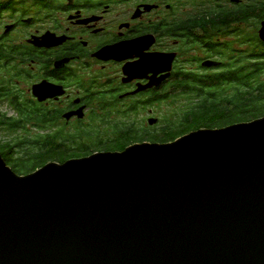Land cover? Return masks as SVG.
<instances>
[{
    "label": "water",
    "instance_id": "95a60500",
    "mask_svg": "<svg viewBox=\"0 0 264 264\" xmlns=\"http://www.w3.org/2000/svg\"><path fill=\"white\" fill-rule=\"evenodd\" d=\"M145 40L99 57L142 56ZM37 44L53 47L55 36ZM156 58L125 73L140 77ZM0 264H264V117L25 176L0 154Z\"/></svg>",
    "mask_w": 264,
    "mask_h": 264
},
{
    "label": "flooded vegetation",
    "instance_id": "af4514ba",
    "mask_svg": "<svg viewBox=\"0 0 264 264\" xmlns=\"http://www.w3.org/2000/svg\"><path fill=\"white\" fill-rule=\"evenodd\" d=\"M12 1L19 2L21 11L9 9ZM172 10L171 0H0V41L7 40L19 49L13 60L6 56L0 61V116L10 117L13 111L2 108L9 105L12 110L11 102L17 97L24 104L47 110L55 122L53 131L62 129L74 136H96L99 133L92 131L110 129V122L139 123L141 118L148 124L162 122V118L147 116L161 104L170 107L172 90L182 89L180 84L189 73L213 76L227 64L220 60L221 53L209 51L210 45L208 56L201 59L195 55L205 51L200 40L176 38ZM196 31L203 35L202 28ZM48 34L55 36L56 45L39 46L37 42ZM141 38H146L144 45L148 46L142 56L134 51L99 57L103 49ZM164 55H176L170 71L161 60ZM150 56H158L159 62H152L140 77L125 73ZM209 62L216 65L205 66ZM152 81L155 85L144 89ZM36 86H43L37 94ZM79 125L90 127L89 131L82 132Z\"/></svg>",
    "mask_w": 264,
    "mask_h": 264
},
{
    "label": "trees",
    "instance_id": "16d2710c",
    "mask_svg": "<svg viewBox=\"0 0 264 264\" xmlns=\"http://www.w3.org/2000/svg\"><path fill=\"white\" fill-rule=\"evenodd\" d=\"M18 3L12 1L9 9L21 11ZM171 6L172 18L177 20L173 35L188 42L199 43L200 40V45L206 46L205 51L210 45L209 51L221 53L220 60L227 62L225 70L213 76L189 73L180 84L182 89L172 90L174 102L186 104L181 110L182 118L172 123L174 126L165 124L162 132L144 123L122 121L107 123L113 130L111 133L115 134L113 140L95 131L92 133H99L96 136L89 133L74 136L62 129L59 133L53 131L55 122L49 118L47 110H39L14 97L11 102L13 113L8 114L10 117L0 116V129L13 134L12 138L0 140V154L18 175H29L47 164L60 163L62 154L83 153L79 157L84 158L86 153L92 155L97 150H125L143 143L166 144L200 129H223L264 117V42L257 34L264 22V0H171ZM199 28L203 29V35L196 31ZM231 36L236 37H233L235 42L251 45V51L237 52L233 42L215 41L217 37ZM213 41L215 43L211 44ZM17 50L14 44L1 40L0 61L6 56L13 60ZM224 51L242 55L227 61L229 57L223 54ZM77 128L83 132L89 131L90 127L79 125ZM160 134L173 135V139L160 140L157 138ZM112 143L123 147L114 149Z\"/></svg>",
    "mask_w": 264,
    "mask_h": 264
},
{
    "label": "rangeland",
    "instance_id": "374dc122",
    "mask_svg": "<svg viewBox=\"0 0 264 264\" xmlns=\"http://www.w3.org/2000/svg\"><path fill=\"white\" fill-rule=\"evenodd\" d=\"M178 15H181V13H178ZM251 28H252V26H251ZM246 29H248V27H246ZM260 29H261V26H260V28H259V30L257 32L258 35H259ZM250 31H251V29H249V32ZM233 37L236 38L235 36L222 37V38H223V40L233 42L234 43L233 47H235L237 52H244V51L249 52V51H251V45L246 46L245 43H243V42H235V39ZM240 54L241 53H231L230 52V54L229 55L227 54V55H228L230 61H234L236 59L235 57H239ZM195 55H196V57L200 56L201 59L202 58L204 59L205 57L208 56L207 52H205V53L204 52H199V53H195ZM229 60H227V61H229ZM187 66H188V68H190L192 65L187 64ZM185 105L186 104H184L183 101L174 102V100L172 99V104L170 105V107L168 106V104H166V105L165 104H161L159 106L154 107V109L151 108V109L154 110L155 113H152L151 115L148 114V116H147V119L150 118V117L157 118V119H161L162 118L161 119V120H163L162 122L157 123L155 126H150L147 121H143V119L141 118L142 121H140L138 124L142 125V123H144L145 126L151 127V128L154 127L155 129L157 128L158 132H162L163 128L165 127V124H171L172 126H174L172 123L178 122L179 119L182 118L181 117L182 116L181 110L184 109L183 107ZM2 110L4 112L5 111H11L12 112V110H10L9 105L8 106L7 105L3 106ZM178 113H180V115ZM163 117H165L167 119L164 120ZM31 131L36 132L35 129H32ZM112 131L113 130L111 128L110 129L104 128L99 133H100L101 136L105 137L106 139H114L115 138V134H112L113 133ZM4 137L5 138H12L13 134L9 133L7 131V129H0V140H2V138H4ZM157 138L160 139V140L162 139L164 141H171L173 139V135L160 134V135H158ZM110 141L111 140H109L108 142H110ZM111 145H112L111 147L114 148V149H120L121 147H123L122 145H116L115 143H112ZM79 156H80V154H73V153H71V154H62L60 156L61 160L59 162L64 164L65 162H67V161H69L71 159H74V158H78Z\"/></svg>",
    "mask_w": 264,
    "mask_h": 264
}]
</instances>
